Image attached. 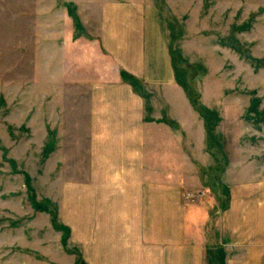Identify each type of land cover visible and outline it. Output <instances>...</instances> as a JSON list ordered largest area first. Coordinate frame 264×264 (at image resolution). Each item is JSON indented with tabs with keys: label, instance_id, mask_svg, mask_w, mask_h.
<instances>
[{
	"label": "rangeland",
	"instance_id": "374dc122",
	"mask_svg": "<svg viewBox=\"0 0 264 264\" xmlns=\"http://www.w3.org/2000/svg\"><path fill=\"white\" fill-rule=\"evenodd\" d=\"M104 1L0 0V264H87L67 218L69 188L86 180L87 138L62 65L66 39L90 38ZM152 1L204 125L200 161H190L202 188L183 200L210 199L214 226L228 205L226 171L241 156L264 163V0Z\"/></svg>",
	"mask_w": 264,
	"mask_h": 264
},
{
	"label": "crops",
	"instance_id": "0c3cea01",
	"mask_svg": "<svg viewBox=\"0 0 264 264\" xmlns=\"http://www.w3.org/2000/svg\"><path fill=\"white\" fill-rule=\"evenodd\" d=\"M92 16L93 34L67 38L62 65L87 138L86 180L67 206L86 263L264 264L258 154L226 171L228 205L214 226L210 199L183 200L202 188L190 161H200L204 125L177 84L162 13L152 0H111Z\"/></svg>",
	"mask_w": 264,
	"mask_h": 264
},
{
	"label": "trees",
	"instance_id": "16d2710c",
	"mask_svg": "<svg viewBox=\"0 0 264 264\" xmlns=\"http://www.w3.org/2000/svg\"><path fill=\"white\" fill-rule=\"evenodd\" d=\"M190 100H193V96L190 95ZM194 108H196V110L200 111V107L194 102Z\"/></svg>",
	"mask_w": 264,
	"mask_h": 264
}]
</instances>
